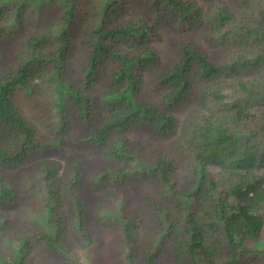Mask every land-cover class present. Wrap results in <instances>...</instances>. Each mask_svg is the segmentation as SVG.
I'll return each instance as SVG.
<instances>
[{"label":"trees","instance_id":"1","mask_svg":"<svg viewBox=\"0 0 264 264\" xmlns=\"http://www.w3.org/2000/svg\"><path fill=\"white\" fill-rule=\"evenodd\" d=\"M0 264H264V0H0Z\"/></svg>","mask_w":264,"mask_h":264},{"label":"rangeland","instance_id":"2","mask_svg":"<svg viewBox=\"0 0 264 264\" xmlns=\"http://www.w3.org/2000/svg\"><path fill=\"white\" fill-rule=\"evenodd\" d=\"M159 32L161 34V39L158 41L152 42V45L158 50L160 64L165 65L169 61L170 50H171L174 40H173V37L171 36L172 34H171L170 29H168V26H165V27L162 26L159 29ZM181 35L185 37L186 39L190 38L192 41L199 43L204 48H207V46L204 44L202 40L201 30L199 29L187 30L186 32H183ZM95 87L97 89L101 88L100 81L97 82ZM143 87H144V91H146V94L144 93V96H151L150 92L147 91L148 81L146 78L143 81ZM192 108H193V104H190V102L187 104H182L180 105V107L175 108L173 112L179 124L182 123L183 117L188 112H190ZM128 135L130 139L133 140L134 142H137L143 145L145 149L151 150L153 152V156H155L157 153H163L166 155L167 153L171 154L173 152V148H172L174 147L173 139H175L176 137L172 139L170 138V139H164V140H156L149 136H139L140 134L136 131H133L129 133ZM179 171L180 170L178 169V172ZM101 250H102V247L98 248L95 254L96 256L100 258L102 257Z\"/></svg>","mask_w":264,"mask_h":264},{"label":"clouds","instance_id":"3","mask_svg":"<svg viewBox=\"0 0 264 264\" xmlns=\"http://www.w3.org/2000/svg\"><path fill=\"white\" fill-rule=\"evenodd\" d=\"M238 169V168H237ZM239 170H242V169H239Z\"/></svg>","mask_w":264,"mask_h":264}]
</instances>
